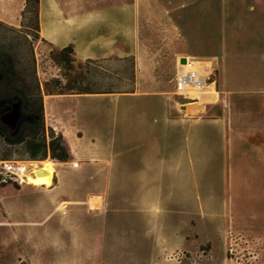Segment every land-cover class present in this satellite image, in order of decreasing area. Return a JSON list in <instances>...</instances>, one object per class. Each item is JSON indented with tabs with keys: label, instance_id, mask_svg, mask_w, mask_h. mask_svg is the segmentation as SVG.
<instances>
[{
	"label": "crops",
	"instance_id": "obj_1",
	"mask_svg": "<svg viewBox=\"0 0 264 264\" xmlns=\"http://www.w3.org/2000/svg\"><path fill=\"white\" fill-rule=\"evenodd\" d=\"M219 8L223 22L234 16L239 23L237 32L230 29L236 37L227 40H237V86L253 97L240 111L246 124V106H252L253 129L230 127L228 119L210 114L207 108L198 118L188 117L194 102L183 108L160 90L137 33L140 14L158 11L159 3L40 0V35L48 49L73 45L79 61L135 57L136 89L44 95L46 128L63 136L79 167L93 159V182L103 188L88 195L1 192V244L6 250L0 253V264H87V248L96 250L91 264H121L120 260L165 264L176 250L195 248L189 240L197 231L192 217L199 210L218 211L228 222L244 213L240 201L247 199L246 185H256L264 196V0H252L251 19L245 17L246 5L220 0ZM15 18L0 19L13 24ZM223 48L224 56L231 55L232 46L224 43ZM222 85L225 91L233 86L225 81ZM102 98L114 105L105 120L92 106ZM106 126L116 129V139L100 147L86 145L84 134L91 127L99 132ZM220 161L227 169L229 192L223 197L212 191L198 195L199 168ZM109 213L113 216L107 219ZM87 215L93 226L88 228L98 234L88 242ZM123 222L128 231L125 240L107 243L104 231ZM149 237L153 250L144 252ZM118 248L125 249L124 255L117 256Z\"/></svg>",
	"mask_w": 264,
	"mask_h": 264
},
{
	"label": "rangeland",
	"instance_id": "obj_2",
	"mask_svg": "<svg viewBox=\"0 0 264 264\" xmlns=\"http://www.w3.org/2000/svg\"><path fill=\"white\" fill-rule=\"evenodd\" d=\"M91 2L122 1V0H83ZM154 4H160L157 11H149L139 16L137 25L139 45L143 48L146 58L149 60L160 90L167 96H171L174 101H179L183 108L194 106L201 101L200 98H188L185 94L177 92L175 79L182 68L183 58L189 56L192 59L211 60L213 69L205 77V83H214L219 91L217 99H211L200 104L197 110H188V117L198 118L205 113L206 108L210 114L228 119L230 127H241L245 125L249 129L254 127V115L252 106L247 105L249 120L244 122L241 107L245 102H252V94H244L239 91L238 82V57L239 47L237 40L228 41L227 37L232 35L230 29L237 32L239 23L236 17L223 22L220 14V0H148ZM231 5L239 4L240 7L246 5V18H252V0H230ZM37 4L32 3L26 9V1L22 0H0V18L15 16L14 23L0 19V45L11 44L15 47L20 57L21 69H26V75L33 84H39V92L43 98L45 94L65 91L67 82L73 81L82 74L83 69L78 67V63L69 65L61 63L57 54L58 49H48L41 37H36L37 32ZM241 8V10H242ZM213 9V11L211 10ZM208 10L210 12H208ZM238 10V9H237ZM244 10V9H243ZM239 11V10H238ZM245 18V19H246ZM226 37V38H225ZM236 37V36H235ZM226 39V40H225ZM228 43L231 48V55L225 54L223 44ZM234 46H233V45ZM78 60V59H77ZM186 60V59H185ZM78 62H80L78 60ZM82 62V61H81ZM101 68L91 65L95 80L103 88L113 87L119 93L136 89V60L135 57L118 58L111 57L108 61L100 63ZM186 64V63H185ZM179 66V67H178ZM180 72L181 69H180ZM57 80H61L59 84ZM233 84L229 91L223 88V82ZM78 84V83H77ZM92 106L101 111V116L106 118L111 107L108 99H99ZM13 106L4 112H10ZM3 114V115H4ZM6 124V123H5ZM10 126L9 124H7ZM17 125V124H16ZM59 136L55 130L45 128L36 136H29L25 142L19 144H9L0 134V193L10 192H69L91 194L95 190L103 188L102 184L93 182V159L86 161L83 167H72L73 158L67 162H61L52 157V151L48 149L44 158V151L40 156L34 157L30 151V142L49 143L52 136ZM117 131L109 126L97 132L92 127L84 134L86 145L95 146L109 143L116 139ZM53 160L59 164L56 168L58 172H53L48 185L35 186L27 182H18L8 179L3 181L4 161L14 164L15 176L20 177L22 162L30 164L31 161ZM84 162V160L82 161ZM71 164V165H70ZM18 170V171H17ZM227 169L223 163L216 162L215 166L209 168H199L197 177V193L204 195L211 191L223 197L229 192L227 184ZM59 187H58V186ZM25 187L23 190L22 187ZM249 191L247 199L240 201L241 209H245L243 215L227 218L220 215L218 211L207 213L198 211V215L192 217L197 223L196 232L190 235L189 244L195 248L176 250L170 254L165 264H264V196H260L256 185L245 186ZM92 207H95L94 199L91 200ZM1 212V204H0ZM113 213L107 215V219L112 218ZM180 218V217H179ZM87 215V229L85 232L86 241H94L98 234ZM100 228V226H95ZM3 229L0 226V253L6 250L1 244ZM112 228H110L111 230ZM114 229V230H113ZM112 230L104 231L103 238L107 243L121 238L123 241L128 234L125 223L115 226ZM216 232V233H215ZM152 234V233H151ZM41 239V238H39ZM152 239L145 240L144 252H151ZM93 248H87V264L94 258ZM116 251V250H115ZM125 249L118 248L117 256L124 255ZM8 255V254H7ZM7 255H5L7 258ZM125 264L124 260H120ZM22 264H26L23 262Z\"/></svg>",
	"mask_w": 264,
	"mask_h": 264
},
{
	"label": "trees",
	"instance_id": "obj_3",
	"mask_svg": "<svg viewBox=\"0 0 264 264\" xmlns=\"http://www.w3.org/2000/svg\"><path fill=\"white\" fill-rule=\"evenodd\" d=\"M33 2L37 4L38 35L36 37H41L39 21L40 0H26V9L24 13H26ZM0 24L2 23L0 22ZM57 54L61 63L73 65L77 62L78 67L83 69L79 78L73 81L69 80L64 87L65 91H60L58 93L119 92L113 87L103 88L99 86V82L95 80V76H90V73H92L91 65L101 68L102 66L100 63L108 61L110 58L87 59L78 62L73 45L58 49ZM20 61L19 54L14 46L11 44L0 45V134L9 144L23 143L29 136L36 137L45 128L44 98L39 92V84L30 82L26 75L27 70L25 68L21 69L20 67ZM57 82L59 84L62 83L61 80H57ZM126 92H133V90ZM15 103L19 104L21 116L15 128H12L3 122L1 117L9 106H14ZM30 143V151L34 157L40 156L44 151L45 158L48 149H50L52 151V157L58 161L67 162L71 158L69 149L61 134H59V136L53 135L49 143L32 141Z\"/></svg>",
	"mask_w": 264,
	"mask_h": 264
},
{
	"label": "bare ground",
	"instance_id": "obj_4",
	"mask_svg": "<svg viewBox=\"0 0 264 264\" xmlns=\"http://www.w3.org/2000/svg\"><path fill=\"white\" fill-rule=\"evenodd\" d=\"M192 57L189 58V60ZM182 72H195L194 82L185 86L181 92L188 98H200L201 101L195 104V107H191V110H197L196 105L203 104L207 100L217 99L219 91L216 89L214 83H205V77L211 73L213 69L212 61H204L197 59L193 62H188L180 67ZM181 72V73H182ZM60 163L54 162L53 160L47 159L41 162L31 161L30 164L22 162L20 166V177L23 182L32 184L35 186L48 185L50 183V176L53 172H58L59 169L56 167ZM18 171V170H17Z\"/></svg>",
	"mask_w": 264,
	"mask_h": 264
},
{
	"label": "built area",
	"instance_id": "obj_5",
	"mask_svg": "<svg viewBox=\"0 0 264 264\" xmlns=\"http://www.w3.org/2000/svg\"><path fill=\"white\" fill-rule=\"evenodd\" d=\"M193 62L196 61L195 59H190L186 58L185 61H183L182 64L188 63V62ZM195 72H180L179 69V73L175 79V86H176V90L177 92H181L184 90L185 86L188 84H191L194 82V77H195ZM207 81V80H205ZM72 166L73 167H78L79 166V162H72ZM4 174H3V181H7L8 179L10 180H15L18 182H23L22 178H17V176H15V171H14V164L12 162H8V161H4ZM21 167H18V169H20Z\"/></svg>",
	"mask_w": 264,
	"mask_h": 264
},
{
	"label": "water",
	"instance_id": "obj_6",
	"mask_svg": "<svg viewBox=\"0 0 264 264\" xmlns=\"http://www.w3.org/2000/svg\"><path fill=\"white\" fill-rule=\"evenodd\" d=\"M185 61V58H183ZM21 116V111L18 103H15L13 109L2 115L1 119L4 123L9 124L12 128H15L16 124L18 123Z\"/></svg>",
	"mask_w": 264,
	"mask_h": 264
}]
</instances>
